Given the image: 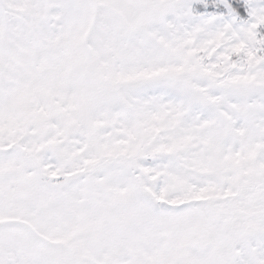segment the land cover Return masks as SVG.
<instances>
[{
    "label": "snow or ice",
    "instance_id": "1",
    "mask_svg": "<svg viewBox=\"0 0 264 264\" xmlns=\"http://www.w3.org/2000/svg\"><path fill=\"white\" fill-rule=\"evenodd\" d=\"M0 264H264V0H0Z\"/></svg>",
    "mask_w": 264,
    "mask_h": 264
}]
</instances>
